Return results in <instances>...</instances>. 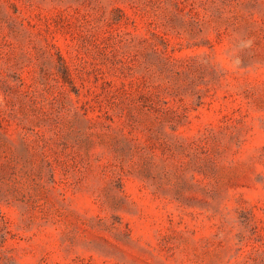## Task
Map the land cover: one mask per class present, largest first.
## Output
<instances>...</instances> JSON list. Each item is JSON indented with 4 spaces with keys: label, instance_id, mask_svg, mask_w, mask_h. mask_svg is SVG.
<instances>
[{
    "label": "rangeland",
    "instance_id": "374dc122",
    "mask_svg": "<svg viewBox=\"0 0 264 264\" xmlns=\"http://www.w3.org/2000/svg\"><path fill=\"white\" fill-rule=\"evenodd\" d=\"M0 264H264V0H0Z\"/></svg>",
    "mask_w": 264,
    "mask_h": 264
}]
</instances>
